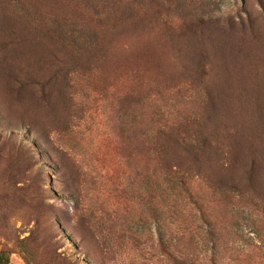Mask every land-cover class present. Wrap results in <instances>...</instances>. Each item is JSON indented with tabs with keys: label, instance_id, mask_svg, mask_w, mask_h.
I'll use <instances>...</instances> for the list:
<instances>
[{
	"label": "rangeland",
	"instance_id": "obj_1",
	"mask_svg": "<svg viewBox=\"0 0 264 264\" xmlns=\"http://www.w3.org/2000/svg\"><path fill=\"white\" fill-rule=\"evenodd\" d=\"M59 6L92 23L69 91L0 75L10 264H264V0Z\"/></svg>",
	"mask_w": 264,
	"mask_h": 264
},
{
	"label": "trees",
	"instance_id": "obj_2",
	"mask_svg": "<svg viewBox=\"0 0 264 264\" xmlns=\"http://www.w3.org/2000/svg\"><path fill=\"white\" fill-rule=\"evenodd\" d=\"M3 2L0 3V75L8 81L6 92L14 91L15 84L21 94L30 91L38 96L47 86L50 97L59 100L62 93L69 91L77 74L75 55L82 59L87 51L91 53L90 47L85 45L84 31H81L92 24L87 23L91 17L80 11L72 15L65 12L63 15L55 13L57 21H49L51 17L45 14L49 13L46 9L51 5L59 6L65 0H19L18 10L14 12L7 10ZM133 30L137 28L134 26ZM12 32L16 38L12 37ZM17 64L22 67L18 68ZM9 68L13 69L10 74ZM11 78L14 83L9 84ZM183 167V164L167 165L165 170L167 177L184 187L187 181L182 174ZM10 263V253L0 251V264Z\"/></svg>",
	"mask_w": 264,
	"mask_h": 264
}]
</instances>
